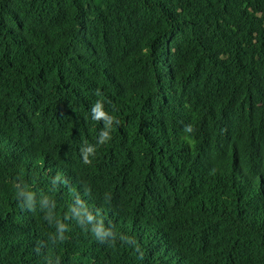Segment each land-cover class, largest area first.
I'll use <instances>...</instances> for the list:
<instances>
[{"label": "trees", "instance_id": "1", "mask_svg": "<svg viewBox=\"0 0 264 264\" xmlns=\"http://www.w3.org/2000/svg\"><path fill=\"white\" fill-rule=\"evenodd\" d=\"M0 264H264V0H0Z\"/></svg>", "mask_w": 264, "mask_h": 264}, {"label": "clouds", "instance_id": "2", "mask_svg": "<svg viewBox=\"0 0 264 264\" xmlns=\"http://www.w3.org/2000/svg\"><path fill=\"white\" fill-rule=\"evenodd\" d=\"M188 131H192V129L191 128H188Z\"/></svg>", "mask_w": 264, "mask_h": 264}]
</instances>
